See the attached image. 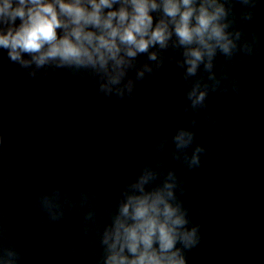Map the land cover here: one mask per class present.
Returning <instances> with one entry per match:
<instances>
[{"label": "clouds", "instance_id": "9594fccd", "mask_svg": "<svg viewBox=\"0 0 264 264\" xmlns=\"http://www.w3.org/2000/svg\"><path fill=\"white\" fill-rule=\"evenodd\" d=\"M257 5L258 0H0V49L30 79L67 70L118 100L133 99L137 82L157 78L166 62L174 63L189 85L185 111L200 112L211 93L238 91V81L229 85L227 73L217 75L216 59L254 54L259 38L252 33L249 39L238 21H253ZM190 124L171 136V156L193 169L205 148L192 130L197 120ZM167 145L162 138L156 149ZM159 167L145 164L123 185L98 231L95 264H187L186 254L200 244V226L192 224L177 194L183 190L175 170ZM36 199L50 221L62 219L66 206H77L61 187ZM78 203L88 207L87 231L97 212L87 192ZM2 240L0 229V264H20V252Z\"/></svg>", "mask_w": 264, "mask_h": 264}]
</instances>
